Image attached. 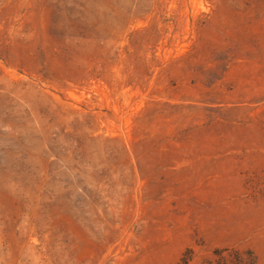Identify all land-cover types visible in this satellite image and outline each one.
Wrapping results in <instances>:
<instances>
[{"label": "rangeland", "instance_id": "obj_1", "mask_svg": "<svg viewBox=\"0 0 264 264\" xmlns=\"http://www.w3.org/2000/svg\"><path fill=\"white\" fill-rule=\"evenodd\" d=\"M0 264H264V0H0Z\"/></svg>", "mask_w": 264, "mask_h": 264}]
</instances>
